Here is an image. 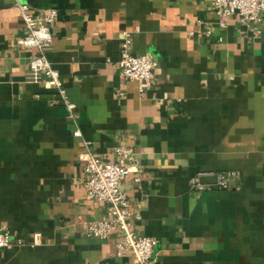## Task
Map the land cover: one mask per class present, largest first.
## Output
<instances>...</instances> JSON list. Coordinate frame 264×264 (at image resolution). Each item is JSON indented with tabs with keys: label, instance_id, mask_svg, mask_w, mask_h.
<instances>
[{
	"label": "crops",
	"instance_id": "1",
	"mask_svg": "<svg viewBox=\"0 0 264 264\" xmlns=\"http://www.w3.org/2000/svg\"><path fill=\"white\" fill-rule=\"evenodd\" d=\"M22 1L56 8L45 54L74 107L71 118L26 78V30L0 0V225L19 238L0 264H136L113 252L119 229L85 233L104 203L85 194L80 138L106 161L130 148L120 184L138 213L129 229L155 240L153 264H264V19H222L210 0ZM125 31L132 53L155 59L142 92L120 74ZM220 169L239 172L227 188H186Z\"/></svg>",
	"mask_w": 264,
	"mask_h": 264
},
{
	"label": "built area",
	"instance_id": "2",
	"mask_svg": "<svg viewBox=\"0 0 264 264\" xmlns=\"http://www.w3.org/2000/svg\"><path fill=\"white\" fill-rule=\"evenodd\" d=\"M11 2L17 8L26 30L17 41L31 48L26 78L30 81L42 82L52 88L64 105L68 116L73 118L74 103L67 98L58 71L52 67L45 54V48L51 42L49 24L57 14L56 8L49 6L45 9H34L22 0H11ZM210 3L213 12L222 19L231 15L237 16L242 23L264 19V0H210ZM129 44L130 36L125 31L119 41L120 74L124 78L135 80L138 91L142 92L151 84L155 59L149 52L132 53ZM71 133L74 136L80 135L77 127H74ZM80 143L83 146L81 156L85 172L83 178L85 194L104 203L103 215L87 222L85 233L104 238L109 236L113 229H119V238L113 242L114 254L118 256L130 253L136 264H153L151 246L155 240L146 234H133L129 229V220L131 217H137L138 213L129 210L120 184L126 171L133 165L132 163L126 165L124 161L131 157L130 148L124 145L114 146L118 158L106 161L89 148L88 139L80 138ZM238 174L236 169L196 170L187 177L185 185L186 188L195 191L224 189ZM203 175H211L212 179L202 180ZM134 179L138 180V177L135 176ZM12 242H19V238L14 237L5 226L0 225V247L9 246ZM39 242V232H33L29 244L37 245Z\"/></svg>",
	"mask_w": 264,
	"mask_h": 264
}]
</instances>
